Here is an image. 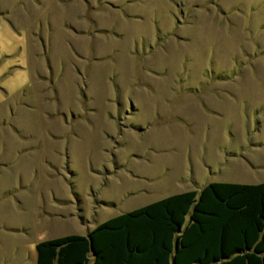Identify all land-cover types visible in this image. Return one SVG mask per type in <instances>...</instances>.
<instances>
[{
    "label": "rangeland",
    "instance_id": "obj_1",
    "mask_svg": "<svg viewBox=\"0 0 264 264\" xmlns=\"http://www.w3.org/2000/svg\"><path fill=\"white\" fill-rule=\"evenodd\" d=\"M211 182H264V0H0V264Z\"/></svg>",
    "mask_w": 264,
    "mask_h": 264
},
{
    "label": "trees",
    "instance_id": "obj_2",
    "mask_svg": "<svg viewBox=\"0 0 264 264\" xmlns=\"http://www.w3.org/2000/svg\"><path fill=\"white\" fill-rule=\"evenodd\" d=\"M35 252L36 264H264V182H211Z\"/></svg>",
    "mask_w": 264,
    "mask_h": 264
},
{
    "label": "crops",
    "instance_id": "obj_3",
    "mask_svg": "<svg viewBox=\"0 0 264 264\" xmlns=\"http://www.w3.org/2000/svg\"><path fill=\"white\" fill-rule=\"evenodd\" d=\"M233 155H231V156H233ZM231 158H233V157H231ZM244 160H246V159L244 158ZM12 229H14V228H12ZM35 244H36V242L33 243L34 251H35ZM13 254L18 257L17 259L19 261V264H26L28 260H30V262L32 261L34 264H36V252L34 255H30L29 253H26L24 250H22L21 252H20V250H18V251L16 250L13 252Z\"/></svg>",
    "mask_w": 264,
    "mask_h": 264
},
{
    "label": "flooded vegetation",
    "instance_id": "obj_4",
    "mask_svg": "<svg viewBox=\"0 0 264 264\" xmlns=\"http://www.w3.org/2000/svg\"><path fill=\"white\" fill-rule=\"evenodd\" d=\"M90 190H91V188H90ZM139 192V191H138ZM90 196H92V197H94V193H91L90 192V194H89ZM74 201H76V198H75V200ZM59 217H62V215H59Z\"/></svg>",
    "mask_w": 264,
    "mask_h": 264
}]
</instances>
